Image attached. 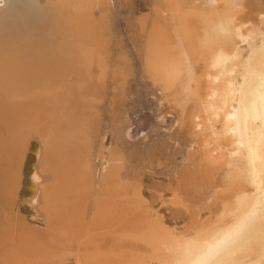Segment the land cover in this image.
I'll return each instance as SVG.
<instances>
[{"label":"bare ground","instance_id":"1","mask_svg":"<svg viewBox=\"0 0 264 264\" xmlns=\"http://www.w3.org/2000/svg\"><path fill=\"white\" fill-rule=\"evenodd\" d=\"M154 1L134 63L108 0H0V264H264V0ZM137 66L173 189L162 147L127 165Z\"/></svg>","mask_w":264,"mask_h":264},{"label":"rangeland","instance_id":"2","mask_svg":"<svg viewBox=\"0 0 264 264\" xmlns=\"http://www.w3.org/2000/svg\"><path fill=\"white\" fill-rule=\"evenodd\" d=\"M152 1H154V0H108L109 5H110L109 7L111 10V11H109L110 13L108 16V20H109L108 22H109L110 30L113 31V34L110 33L113 38L111 36H108L109 41L111 40V42L112 41L114 42L115 40H117L119 42V44L121 43V45L126 49L128 55L131 58L133 57V59L135 61L137 60V62L133 61L134 63H138V59H137L138 56L137 55L135 56V54H137L136 53L137 52L136 46L138 43V41H137L138 40L137 39L138 38V33H137L138 28L136 27L137 25H135V23L137 22L136 19H137V17L142 16L143 14H144V18H146V20L151 19V9L156 8V4L159 3L156 1H154V2H152ZM138 14H139V16H138ZM162 14H163V16H166L165 13H162ZM131 25H132V27H131ZM133 25H135V27ZM135 29H137L136 33H134ZM129 30H130V32H129ZM111 31H109V32H111ZM103 34L106 36L108 33L106 34L105 32H103ZM133 34H135V36H137V37H135ZM110 38H112L114 40H112ZM133 42L135 43V45H133L134 44ZM113 45H116V44L112 43V47H111L112 50L113 49L116 50L113 47ZM135 70L137 72H135V74L133 73V75L131 76L133 78L130 79L131 83H130V85H128V87L130 88L129 89L130 91L127 92V88H126V95H128V93H130V95L127 98L124 97V99L126 101L122 102L121 103L122 105L120 106V108L121 107L123 108V106L125 107L124 111L131 118L130 121L132 123L130 126V136H133L132 137L133 139L132 138H130V139L133 141L129 140L128 142L130 144L128 143V146L131 145L132 146L131 148H133V149H131L130 146L128 147V149H131L134 153H132L131 150L127 151L129 154L128 156L131 155V157L127 158L129 160V162L131 161L130 163L128 162L127 165L128 164L130 165L133 161H136V160H134L135 157H136V159L139 158L137 151H134L136 146L139 145V147H136V149H137V148L144 147V145H146V147H144V148L150 147L149 152L150 151L156 152L157 148L161 149V147H162V150L164 153L163 154L164 159L162 160V164L160 167L161 169L159 171H156L155 169L153 171L149 170V172L153 173L154 171H156V172L161 171L160 172V173H162L161 176L165 179V181H167V182L171 181V184L174 185L175 181L172 179H173V177H175V175L172 174V170H173V168L177 167V165H178V163H180L181 159H182L181 160L182 163L185 162L184 161L185 160V153L184 152H185V147H186V143H187V135H186L187 128L184 125L179 127V125L176 123V120H177V119H175L176 116L174 113H172L173 110L170 108L166 109V111H168V112H166V115H170V117L169 116L165 117L164 121L158 122L157 113L160 110L161 105H159L158 101L155 99L156 96L154 95V93H157L159 91L157 89L158 87L151 85L150 83H148V80L146 79V77L141 76V71H140L141 69L138 66L135 68ZM143 84H144V86H143ZM133 91H135V92H133ZM119 102H120V100H119ZM155 109H157V110L155 111ZM161 109L163 110V108H161ZM157 123H159V126H157ZM158 132H159V134H157ZM143 134L145 136H142ZM160 134H162V135L160 136ZM139 136H140V138H139ZM135 138H137V139H135ZM141 138H145V139L141 140ZM158 138L161 140H158ZM176 138H177V140L175 141ZM138 142H140V143H138ZM158 142H160V143H158ZM132 143H135L134 144L135 147L133 146ZM165 145H168L169 148L166 149ZM141 150H143V148ZM135 153H137V154L135 155ZM182 154H184V155H182ZM133 155H135V156H133ZM132 156H133V158H132ZM182 157H184V158H182ZM130 158H132L133 161H132V159L130 160ZM127 159H126V161H128ZM154 159L152 158L151 160L154 161ZM134 163L135 162H133L132 164L134 165ZM125 165H126V162H125ZM128 171H129V168H128ZM174 187H175V185L171 186L172 189ZM172 189H170V190H172ZM166 190H167V187H166ZM167 191H168L167 195L170 197L171 193L169 192V189ZM26 199H27V197L23 196V199L21 201V206H24ZM202 211L204 213L205 209ZM181 224H184V222H182ZM67 264H69V262Z\"/></svg>","mask_w":264,"mask_h":264}]
</instances>
